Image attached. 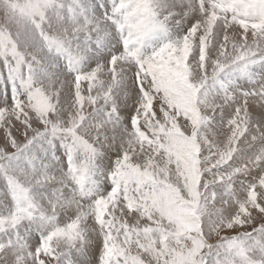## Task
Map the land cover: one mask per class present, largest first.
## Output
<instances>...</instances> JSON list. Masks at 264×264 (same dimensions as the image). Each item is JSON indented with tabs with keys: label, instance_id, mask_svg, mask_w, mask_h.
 Wrapping results in <instances>:
<instances>
[{
	"label": "snow or ice",
	"instance_id": "obj_1",
	"mask_svg": "<svg viewBox=\"0 0 264 264\" xmlns=\"http://www.w3.org/2000/svg\"><path fill=\"white\" fill-rule=\"evenodd\" d=\"M0 264H264V0H0Z\"/></svg>",
	"mask_w": 264,
	"mask_h": 264
}]
</instances>
